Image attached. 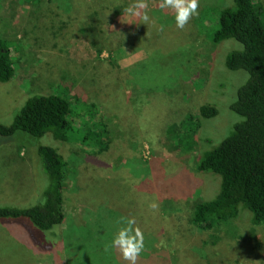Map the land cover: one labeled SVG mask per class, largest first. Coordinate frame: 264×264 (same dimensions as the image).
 I'll return each instance as SVG.
<instances>
[{"label":"rangeland","instance_id":"374dc122","mask_svg":"<svg viewBox=\"0 0 264 264\" xmlns=\"http://www.w3.org/2000/svg\"><path fill=\"white\" fill-rule=\"evenodd\" d=\"M137 2L0 0V36L14 60L11 81L0 83V123L11 124L29 97L65 92L73 110L82 106L75 128L83 117L93 128L81 142L46 135L24 147L21 134L0 137V206L27 207L41 196L38 143L61 150L74 168L62 224L42 231L26 219H0V264H132L113 244L132 219L144 242L135 264H264V223L249 210L214 231L191 222L221 185L196 164L241 120L231 106L248 79L226 66L242 45L213 43L227 0H198L183 28L163 0H144L143 9ZM206 104L219 114L189 138L181 124ZM101 123L109 136L103 153L94 147Z\"/></svg>","mask_w":264,"mask_h":264},{"label":"trees","instance_id":"16d2710c","mask_svg":"<svg viewBox=\"0 0 264 264\" xmlns=\"http://www.w3.org/2000/svg\"><path fill=\"white\" fill-rule=\"evenodd\" d=\"M219 8L213 43L233 40L242 45L241 49L231 50L226 66L234 72H245L248 79L238 89L231 106L241 120L218 146L203 152L196 164L198 173L217 175L221 179L217 196L201 201L193 209L191 222L201 231L227 227L242 219L245 209L252 213L255 223H264V9L257 0H227ZM11 53L8 42L0 36V83H8L14 74ZM82 104L88 107L86 115L94 116V105L84 101ZM81 107L73 110L70 95L66 96L65 92L64 96L34 95L27 99L11 124L0 123V137L11 140L21 134L24 137L19 139L24 147L35 146L28 139L46 135L60 142L86 141L93 129L86 118L81 119V128L74 126L81 118ZM218 114L216 106L206 104L181 125L189 126L188 137L196 139L202 119L215 118ZM81 132L84 136H80ZM97 138L94 147L103 153L109 147L108 130L103 123ZM37 145L40 169L46 179L44 190L27 207L0 206V219H26L38 229L49 231L65 220L63 191L74 168L61 150L42 143Z\"/></svg>","mask_w":264,"mask_h":264},{"label":"clouds","instance_id":"9594fccd","mask_svg":"<svg viewBox=\"0 0 264 264\" xmlns=\"http://www.w3.org/2000/svg\"><path fill=\"white\" fill-rule=\"evenodd\" d=\"M146 6L144 0H138L134 7L136 9H143L146 8ZM161 7L173 8L176 11L177 27L183 28L190 16L196 14L198 0H163ZM135 14L139 15V12H136ZM142 18L145 22L149 20L147 14H144ZM152 207L155 208L156 205L153 204ZM127 223L129 227L119 230L113 240V244L119 246L125 260H129L132 264H135L138 255L144 248L143 234L139 228L133 230L131 227L135 224L134 219L128 220Z\"/></svg>","mask_w":264,"mask_h":264}]
</instances>
